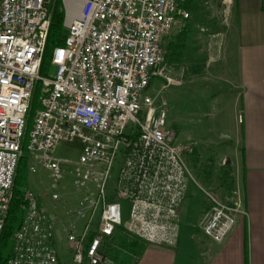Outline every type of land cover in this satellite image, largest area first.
Segmentation results:
<instances>
[{"label": "built area", "instance_id": "obj_1", "mask_svg": "<svg viewBox=\"0 0 264 264\" xmlns=\"http://www.w3.org/2000/svg\"><path fill=\"white\" fill-rule=\"evenodd\" d=\"M190 1L63 0L66 36L51 53L53 70L44 77L54 0H0V237L40 83L43 95L28 135L30 157L44 163L57 182L61 162L51 154L61 143L79 142L75 185L82 189L92 182L97 189L96 200L90 193L74 216L91 214L81 232L65 222L74 263L114 264L105 246L119 230L146 245L177 246L179 208L191 176L184 155L192 149L175 145L176 133L167 127L165 90L180 83L166 74L165 39L190 18L184 9ZM160 78L166 85L149 95ZM119 156L122 166L108 203L109 174ZM206 195L210 209L201 228L220 244L246 216L242 192L234 190L226 201ZM122 201L130 202L125 224ZM98 208L100 225L86 244ZM23 210L7 264H59L52 218L29 190Z\"/></svg>", "mask_w": 264, "mask_h": 264}, {"label": "rangeland", "instance_id": "obj_2", "mask_svg": "<svg viewBox=\"0 0 264 264\" xmlns=\"http://www.w3.org/2000/svg\"><path fill=\"white\" fill-rule=\"evenodd\" d=\"M192 6L190 19L182 23V29L189 26L187 37L183 41H181L183 38L179 37L180 39H178L180 33L177 29L172 30L167 36L168 44L181 41L184 45L182 58H172L171 52L168 50V62L164 65L167 75L183 83L180 87L171 86L165 90L168 101L167 127L176 133L175 145L187 146L192 149L191 153L186 152L184 155L191 176L188 178L185 199L179 208L181 241H192L199 249L207 248L208 250L211 240L205 237L199 227L210 209L206 194H212L220 198L221 201H226L225 191L221 190L215 172L218 170L219 150L222 146L220 147L219 143L217 146L211 144V118L215 114V109L211 110V53L209 54L208 51L213 43L215 33L221 31L223 33L224 29L228 28L235 0H195ZM218 41V48L221 51L219 61L224 65L229 38H224L221 35L218 37ZM214 65L217 64H212V66ZM165 85V80L161 78L155 80L148 92L149 95L153 96ZM82 148L79 142H69L61 143L54 149L51 158L61 162L62 178L57 182L44 163L39 164L35 157H29V170L22 173V180L18 184V189L22 193L28 190L33 192L52 218L53 245L59 258V264H75L74 251L68 241V226L65 225V222H74L78 233H80L91 214H88L86 219H77L74 218L76 211L90 193L93 195V200L97 198V189L94 183H88L87 188L82 189L75 185V171L79 167ZM122 160L123 157L119 156L109 174L108 203L111 202L114 188L117 185ZM211 165L213 166L211 167ZM33 168H36V173L32 172ZM54 195L58 196V200L53 199ZM121 203L125 224L130 213V202L122 201ZM100 212L101 208H98L94 214V221L88 230L89 236L86 244H89L91 237L98 230ZM192 227L196 229L191 231ZM190 232L193 233L192 238ZM129 239L133 240L134 238L129 236ZM115 244H119L118 238ZM114 247L112 244L105 246L107 256L114 264L137 263L140 251L134 250L129 253V248L124 243ZM189 247L192 258H199V253L195 252L196 248L190 250ZM84 264H87L86 261Z\"/></svg>", "mask_w": 264, "mask_h": 264}, {"label": "crops", "instance_id": "obj_3", "mask_svg": "<svg viewBox=\"0 0 264 264\" xmlns=\"http://www.w3.org/2000/svg\"><path fill=\"white\" fill-rule=\"evenodd\" d=\"M229 20L225 32L215 33L208 51L211 110L215 109L211 144L222 146L215 172L221 190L225 191L224 198L229 194L221 185L219 170L228 166L234 190L242 192L246 216L238 219L223 243L211 240L208 250L199 249L192 241H181V233L176 247L138 242L139 248L128 249L129 253L136 249L141 252L136 264H264V0H235ZM181 28H176L179 33ZM221 35L229 38L224 65L219 61ZM117 238L119 244H115ZM127 238L131 240L117 233L108 245L116 248ZM188 247H195L199 258L193 259Z\"/></svg>", "mask_w": 264, "mask_h": 264}, {"label": "trees", "instance_id": "obj_4", "mask_svg": "<svg viewBox=\"0 0 264 264\" xmlns=\"http://www.w3.org/2000/svg\"><path fill=\"white\" fill-rule=\"evenodd\" d=\"M193 1L188 2L184 9L188 12H191L193 10ZM51 27L48 35V41L46 44V49L43 57V62L40 70V74L42 76H48L52 73L53 68L52 67V54L54 49L57 47H60L64 43V38L66 36V28L63 26L65 24V8L63 4V0H56L51 8ZM182 29V28H181ZM189 26H185L181 32L180 36H178V39H182L183 41L188 34ZM180 37V38H179ZM168 37H166L165 41V50L167 54V62H168V54L169 51L171 52L172 58L181 59L182 58V50L184 49V45L181 42L177 43H169L168 44ZM178 41V40H177ZM170 58V56H169ZM43 95V86L38 83L36 85L35 93L32 100V106L31 111L28 118V124H27V131L26 136L23 144V155L19 160L17 172H16V178L12 193V199L10 202L9 212L7 215V219L5 221V227L3 232L1 233L0 237V264H7L9 259L12 257L13 252V245H14V236L17 233L18 229L20 228L23 218H24V194L18 189V184H20L24 171L29 170V164H30V156L27 151V144H28V138H29V132L33 127V121L36 114V111L40 108V100ZM220 180L221 185L228 191L229 196L232 195L234 191V181L231 177V171L228 166L223 167L220 170ZM41 205V204H40ZM120 234H124L123 230H119ZM126 235V234H124ZM128 236V235H126ZM129 237V236H128ZM128 240V238H127ZM140 242V241H139ZM143 243V242H142ZM125 246L129 249L131 248H139V243L137 239L128 240L125 241ZM143 246V245H142ZM115 248V247H114ZM133 250V249H132ZM139 249H136L135 251H138ZM105 254L107 256V251L105 250ZM109 257V256H107ZM111 260V259H110Z\"/></svg>", "mask_w": 264, "mask_h": 264}]
</instances>
